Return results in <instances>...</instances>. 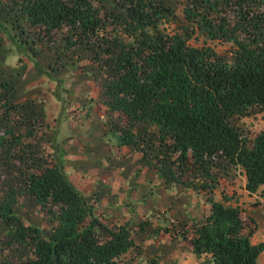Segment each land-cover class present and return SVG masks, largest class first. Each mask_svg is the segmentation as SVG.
I'll list each match as a JSON object with an SVG mask.
<instances>
[{
  "label": "trees",
  "instance_id": "trees-1",
  "mask_svg": "<svg viewBox=\"0 0 264 264\" xmlns=\"http://www.w3.org/2000/svg\"><path fill=\"white\" fill-rule=\"evenodd\" d=\"M1 1L22 15L36 45L87 52L101 122L116 144L138 150L139 163L163 182L202 191L206 213L181 230L201 258L190 264H259L264 244L250 241L253 219L212 194L220 184L214 168L224 164L240 169L248 192L264 183V125L249 137L233 122L256 112L264 119V0H183L176 9L165 0ZM3 32L14 64H25L12 41L27 57L26 40ZM17 82L0 79V176L18 171L0 183V264H140L128 254L140 223L106 222L46 146L34 145L31 117L9 122ZM23 200L37 207L46 232L15 209Z\"/></svg>",
  "mask_w": 264,
  "mask_h": 264
},
{
  "label": "rangeland",
  "instance_id": "rangeland-1",
  "mask_svg": "<svg viewBox=\"0 0 264 264\" xmlns=\"http://www.w3.org/2000/svg\"><path fill=\"white\" fill-rule=\"evenodd\" d=\"M104 1L106 5H110L112 3L111 0ZM165 1L173 5L176 9L179 3L183 0ZM160 27L168 28L164 22L160 23ZM0 28L8 30L12 35L18 34L17 37L19 36L22 40H26L25 44L28 47L26 51L29 54L27 57H30L28 60V58L24 56V50L18 47L16 41H12L14 51L16 53L19 52L21 55V59H19L18 62L20 63L24 61L25 63H22L21 66L15 65V55L11 54L12 48L10 45L12 44L8 42L11 38L9 35L7 36V32L0 30V79H8L15 82L16 80H19L16 84L15 93L12 97V101L15 102L16 107L14 109V113H12L13 115L9 118V122L16 123L14 122L16 119L18 122H24L27 117H31L36 130V135H38L34 145L36 147L45 145L48 149L50 146L48 141L52 137V129L49 127L50 123L48 124V122L44 121L42 117H40L42 114L41 108L46 104L44 101L45 94L49 93L47 86L50 85V88H52L57 84L60 88L62 86L64 93L67 94H73L74 92H70V90L78 86L79 93H81L80 89L86 87L88 83L92 87L97 83V78L94 77L96 71L92 67V63L87 60V52L84 49L76 47L75 50L77 52L70 51L58 53L53 46H47L45 44L36 45V41L31 38L32 30L26 26L22 15L14 6L4 1L0 2ZM190 42L197 43L199 42V38L195 40L194 37H192L190 38ZM30 45H33V47L29 48ZM212 45L217 51H222L225 47V45H219L217 43H212ZM58 78H62V81L57 80ZM81 94L82 95L80 96L85 97L86 95L88 96V94H91L92 97L94 96L90 93L89 89H86V91ZM77 97L78 96H76V98ZM57 100L58 103L62 102L61 107L65 108L60 110L61 114H65V110L71 112L72 108L75 109L78 107V104H75V102H77L75 99H70L71 104L69 107H67L68 102H63L61 97ZM84 100L85 103L80 106L84 107L80 111L82 114L91 112L94 106L99 103V99H97V97L96 99H94V97L92 99L95 100V102L88 101L86 98ZM51 109L53 110V108ZM53 111L50 112L49 118L52 117ZM35 116L40 118L41 121L34 120ZM65 118L69 120V124L76 121L75 116L72 118L67 116ZM114 120L116 123L119 120L118 116H114ZM233 122L240 130L248 134L249 137L253 136L264 125V119L259 112L236 118ZM44 123H46V127H44ZM19 128V124L17 123L15 129L19 130ZM111 134L108 136L110 137ZM116 145L119 146L118 144ZM128 152H130V160L134 163V171L136 175L138 177L145 175L150 180L147 185V191L151 189L152 193L142 200L127 196L122 198L116 204L121 211L124 209L133 211L134 208L138 211V209L145 208L147 210L146 212L133 211L109 213L112 218L115 215H119L118 217L123 215L125 216V219L131 223H140L138 224L139 228L137 229V232L133 235L137 245L131 248L128 251V254L136 259L135 254L142 249V246L140 247V245H144L143 242H148L149 249L154 248L150 245L160 247L162 244V247H168L171 251H174L175 254L174 261L164 260V264H188L195 258L193 254L191 256L189 255L190 242L188 234L185 236L181 235L183 222L188 218L184 215H173V212H180V208L182 207L193 210L189 205V201L190 199L195 200L196 198L199 200V197L200 199H203V194L201 195L202 191L198 192L189 188H184L180 183L163 182L152 166H146L139 163L138 157L140 152L138 150H129ZM3 155L4 151L0 150V157ZM133 156L136 157L133 158ZM9 170L14 173L13 177L12 175L10 176V173H7L5 169L4 175L0 176V183L4 178H6V181L12 182L16 180L18 177V171L13 170L12 167H10ZM215 170H218L217 172L219 174L218 178L220 180V184L214 188L212 195L214 198L222 199L224 202L231 203L233 201L234 194H236L235 192L237 191L230 187V183L233 180L235 182V186L241 188L242 173L238 167L232 168L225 164L220 166L218 169L214 168V171ZM251 196L252 201L250 203V207L248 208V211L244 209L243 212H264V183L259 185L254 191V194ZM21 199L23 198H20V200ZM15 209L21 214L25 221L39 223L42 230L44 232L47 231L46 225L41 218V213L37 210L35 205L31 206L26 202V200H23L19 202L18 206H15ZM112 220L114 222L119 221L115 219ZM258 225L259 226L256 228V234H263L264 225ZM5 231L6 226L4 222L0 220V236H2ZM157 252L158 249L149 250L143 257L144 261L141 262L138 259L137 260L140 264H151V259H153V264H155V260L158 259ZM195 260L197 261V259Z\"/></svg>",
  "mask_w": 264,
  "mask_h": 264
},
{
  "label": "crops",
  "instance_id": "crops-1",
  "mask_svg": "<svg viewBox=\"0 0 264 264\" xmlns=\"http://www.w3.org/2000/svg\"><path fill=\"white\" fill-rule=\"evenodd\" d=\"M47 87L49 93L45 94L44 101L46 104L41 110L45 115H43L44 119L50 123L49 127L52 129V137L48 141L50 144L48 149L53 162L57 164L64 176L71 181L86 200L94 205L96 211L101 212L104 220L108 223L113 221L112 219L127 220L123 215L120 217L115 215L112 218L109 215L110 212H146L145 208L138 209V211L135 208L133 211L125 209L121 211L116 205L122 198L127 196L142 200L146 196L151 195V189L147 191V185L150 180L145 175L139 177L136 175L134 163L130 160L131 156L130 152H128L130 149L127 145L121 144L117 146L115 138L112 135L108 136V129L101 122V113L97 105L94 106L91 112L80 113L82 108H84L80 106L85 103V96H80L82 95L81 93L89 89L90 93L94 95V99H96L97 93H93L95 88L89 84L81 88V93H79V87L76 86L70 90V92H74L73 94H67L64 93L62 86L60 88L57 84L52 88H50V85ZM76 96L78 97L76 98ZM59 97L62 98L63 102H68L67 107L71 104V100H77L75 104H78V107L72 108L71 112L65 110L66 113L61 114L60 110L65 108L61 107L62 102L58 103L57 99ZM90 101L95 102V100ZM51 111H53V115L49 118ZM67 116L71 118L75 116L76 121L69 124V120L65 118ZM135 157L133 156V158ZM243 184V174L241 188L235 186L233 180L230 183V187L237 191L231 203L238 204L242 208V214L246 222H249L250 217L253 219L254 226L249 236L250 241H262L264 244V233L256 234L258 224L264 225V212H243L244 209L248 211L252 201L251 195L254 194V191L248 192ZM189 202L193 210L182 207L180 212H173V215L178 214L187 218L201 219L207 211V203L200 197L199 200L197 198L195 200L190 199ZM143 244L140 245L142 249L135 254L136 259L139 261H144L143 257L145 254L149 250L154 249H158V259L156 258L155 264H164V260H175L174 251H171L168 247H162V244L160 247L150 245L154 248L149 249L148 242H143ZM192 254L189 246V255L191 256ZM194 257L188 264L196 261L195 259L197 261L200 260L195 255ZM256 260L259 264H264V247L257 255Z\"/></svg>",
  "mask_w": 264,
  "mask_h": 264
}]
</instances>
